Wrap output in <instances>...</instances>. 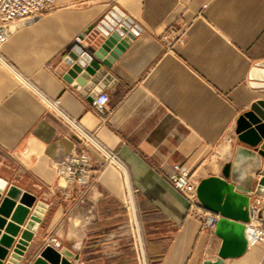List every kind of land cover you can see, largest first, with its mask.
<instances>
[{
    "label": "crops",
    "instance_id": "1",
    "mask_svg": "<svg viewBox=\"0 0 264 264\" xmlns=\"http://www.w3.org/2000/svg\"><path fill=\"white\" fill-rule=\"evenodd\" d=\"M55 2L37 19L9 23L0 46V180L45 204L42 230L34 232L20 264L53 239L79 264H138L129 197L149 264L215 260L222 242L217 224L204 228L189 214L187 198L169 175L178 167L199 181L221 176L227 163L233 171L239 147L252 149L239 141L236 123L264 100V88L251 79L255 64L264 61V0ZM113 5L138 33L98 85L79 86L80 76L66 82L68 54L92 50L100 33L95 24ZM101 92L110 97L104 114L93 105ZM45 99H57L61 111L114 150L124 168L89 145L94 180L82 194L67 193L56 162L81 143ZM245 172L248 183L233 173L228 180L249 188L264 174V159L252 157ZM258 199L257 219L264 221V196ZM225 264H264V245L247 247Z\"/></svg>",
    "mask_w": 264,
    "mask_h": 264
},
{
    "label": "water",
    "instance_id": "2",
    "mask_svg": "<svg viewBox=\"0 0 264 264\" xmlns=\"http://www.w3.org/2000/svg\"><path fill=\"white\" fill-rule=\"evenodd\" d=\"M93 26H89L87 31ZM133 36L131 33L121 35L118 31H100L92 41V50L75 48L68 54L66 62L69 68L64 80L72 83L73 79L80 76L76 79L79 86L87 85L88 81H91L88 89L98 85ZM251 79L254 86L264 88V61L255 64ZM99 88H95L89 100L100 91ZM236 134L239 141L252 148L250 151L254 155L264 159V100L255 102L249 110L239 115ZM232 173L231 163H227L221 176L202 178L197 187L202 205L220 215L216 233L222 237L218 257L215 260L206 259L203 264H225L226 258L240 256L248 247L245 222L250 219V211L256 205V199L259 195L264 196V174L249 188H240L228 180ZM17 200L19 204H16ZM44 207V203L36 202L34 195L15 185L6 188V184L0 180V264H20L27 246L35 236L34 232L40 233L42 230L39 225ZM10 215L8 221L6 217ZM24 223L25 228L21 230L20 225ZM73 258L74 254L66 248L56 249L47 244L27 261L28 264H75Z\"/></svg>",
    "mask_w": 264,
    "mask_h": 264
},
{
    "label": "built area",
    "instance_id": "3",
    "mask_svg": "<svg viewBox=\"0 0 264 264\" xmlns=\"http://www.w3.org/2000/svg\"><path fill=\"white\" fill-rule=\"evenodd\" d=\"M56 7L55 0H0V46L7 38V26L9 23L15 20L37 19ZM95 25L103 33L118 31L121 35L129 33L136 35L139 31L138 26L133 23V20L117 5L111 6ZM133 30L136 31L133 32ZM168 33L173 36L177 35L175 29H170ZM45 100L51 110L66 121L70 130L81 143L79 148L66 154L61 160L56 162V172L64 180L67 193L76 190L77 193L82 194L94 180V175L91 173L94 158L87 149L89 145L103 155L106 162H111L122 169L124 168L114 150L103 145L96 138L95 134L84 128L76 118L70 117L61 111L58 107L57 99ZM109 101V94L101 92L94 99L93 105L95 110L99 114L110 111L108 108ZM169 178L174 187L180 190L187 198L189 202V214L197 217L204 228L213 230L220 215L206 209L200 202L197 195L199 179L194 177L189 170L178 167L169 175ZM259 203L260 200L258 199L256 205L251 208L249 221L245 222V235L248 247L258 244L264 245V221H259L256 214ZM127 208L129 211V226L133 236L132 246L136 252L138 264H149L143 230L132 197H129ZM51 241H53V247L56 249L60 248L58 240L53 239ZM75 264L79 263L75 262Z\"/></svg>",
    "mask_w": 264,
    "mask_h": 264
},
{
    "label": "bare ground",
    "instance_id": "4",
    "mask_svg": "<svg viewBox=\"0 0 264 264\" xmlns=\"http://www.w3.org/2000/svg\"><path fill=\"white\" fill-rule=\"evenodd\" d=\"M252 157H255L257 159L258 155H254L250 150L244 147H239L236 158L233 162L234 176L244 183L245 182L248 183V181H250L247 178V173L245 172V169H246V164L251 161Z\"/></svg>",
    "mask_w": 264,
    "mask_h": 264
}]
</instances>
